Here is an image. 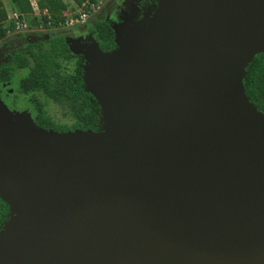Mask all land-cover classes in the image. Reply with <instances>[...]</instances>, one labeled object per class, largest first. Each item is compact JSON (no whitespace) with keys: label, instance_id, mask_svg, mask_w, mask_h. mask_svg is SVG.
<instances>
[{"label":"water","instance_id":"water-1","mask_svg":"<svg viewBox=\"0 0 264 264\" xmlns=\"http://www.w3.org/2000/svg\"><path fill=\"white\" fill-rule=\"evenodd\" d=\"M153 1L112 50L69 46L97 131L0 101V264H264V114L243 85L264 0Z\"/></svg>","mask_w":264,"mask_h":264},{"label":"trees","instance_id":"trees-1","mask_svg":"<svg viewBox=\"0 0 264 264\" xmlns=\"http://www.w3.org/2000/svg\"><path fill=\"white\" fill-rule=\"evenodd\" d=\"M39 13L36 15L32 9L30 0H10L12 11H16L21 18L28 21L30 28L43 29L59 28L70 14L61 0H35ZM74 9L89 2L97 4L98 0H72ZM8 12L0 1V41L7 37L8 30L12 26L6 24ZM91 33L101 42L102 51H110L114 46V32L105 22H98L91 29ZM67 45L62 38L51 40L49 44H37L29 46L16 56L17 66L25 68L27 75L19 81V88L25 95L32 94V102L38 107L39 125L44 129H53L57 132H65L66 126H62L46 117L38 96L68 104L72 112V129L97 131L99 119V106L96 102L89 101L91 96L83 91L80 76L81 69L76 67L73 74H69L68 64L72 59ZM8 71L3 73L4 78ZM7 79V77H6ZM246 96L249 101L264 114V54L254 57L245 69L243 80ZM39 94V95H38ZM45 116V117H44ZM0 214L6 213L7 207L0 201Z\"/></svg>","mask_w":264,"mask_h":264},{"label":"rangeland","instance_id":"rangeland-1","mask_svg":"<svg viewBox=\"0 0 264 264\" xmlns=\"http://www.w3.org/2000/svg\"><path fill=\"white\" fill-rule=\"evenodd\" d=\"M8 13L12 11V5L10 0H0ZM66 5V8L70 11V14L74 13L76 9H74V2L72 0H61ZM125 2V0H98V5L100 6L97 13L92 15L91 19L85 24H75L71 27L66 28H51V29H41L37 30L39 34H36V31H32L26 33V35H18L9 38H5L0 41V66L5 65L10 68L11 75V84L10 88H15L20 78H23L27 75V70H21L18 66H16V62L14 59V51L15 49L18 51H24L28 45L34 44L35 42H43L46 43L51 39L57 37L68 38L71 36H80L87 34L98 22H104L107 20L110 12H112L118 5ZM145 14V13H144ZM141 14H139L140 16ZM111 17V16H110ZM127 18V17H125ZM124 18V19H125ZM124 19L121 20L119 24H121ZM117 24V25H119ZM44 30V31H43ZM35 36H38L39 39H36ZM32 41V42H30ZM70 43L71 49L74 52L82 51L83 48L79 43L73 42L74 46L72 48L71 41ZM68 45V44H67ZM80 48V49H79ZM76 50V51H75ZM72 51V52H73ZM74 64H68V73H74ZM14 83V86L12 85ZM17 93V90H16ZM21 104L24 105L28 101V98L25 96H20ZM46 109L53 120L57 123L62 124H70L71 122V110L68 104L64 103H52L50 101L47 102ZM11 111V110H10ZM17 112V111H15ZM22 113V112H19ZM100 116V114H99ZM100 127V121H99Z\"/></svg>","mask_w":264,"mask_h":264},{"label":"flooded vegetation","instance_id":"flooded-vegetation-1","mask_svg":"<svg viewBox=\"0 0 264 264\" xmlns=\"http://www.w3.org/2000/svg\"><path fill=\"white\" fill-rule=\"evenodd\" d=\"M154 3L153 0H125V2L121 3L120 5H118L116 7V9H114L112 12H110L108 18L106 21H104L105 23H107L111 28L113 27H116L117 24H119L121 22L122 19H124L125 17H130V16H135V15H139V14H142V13H147L150 9H151V5ZM111 16V17H110ZM92 16H90L88 18V20L86 22H88L90 19H91ZM85 22V23H86ZM83 23V24H85ZM43 29V28H42ZM44 31V30H43ZM26 33H29V32H23V33H19V34H16V35H12L10 37H13V36H18V35H26ZM36 34L38 35L39 32L36 31ZM93 37L97 43H98V46L99 48L101 47V42L97 39V37L95 35H93L91 33V30L85 34V35H80V36H71V37H68V38H63V37H57V38H62L64 39V42L65 44L67 45V48L69 50V46H70V43L68 41H71L72 43V48L74 46L73 42H76V43H79L81 46H84V44L89 40H87L88 38ZM34 37L36 39H39L38 36H35ZM6 38H9V37H6ZM56 39V38H54ZM54 39H51V40H54ZM49 40L48 42L46 43H43V42H35L34 44H31V45H28L27 48L29 46H35L37 44H42V45H47L49 44V42L51 41ZM86 40V41H85ZM32 42V41H30ZM26 48V49H27ZM25 49V50H26ZM80 49V48H79ZM76 51V50H75ZM23 52V51H22ZM72 59H70V63H73L75 66H74V69L76 67H79L81 69V72L79 73L80 76L82 77V67L84 65V60L82 58V56L80 54H75L73 52H71L69 50ZM15 54L14 55V59H15V62H16V56L21 53V51H18L15 49L14 51ZM16 66H17V62H16ZM10 68H8V66H5V65H1L0 66V101L11 111H17V112H27L30 114L31 118L33 119L34 123L41 127L39 125V116H38V113H39V110H38V107L34 105V103L32 102V94L31 95H25L24 93H22L20 91V88H19V81L22 79L20 78L18 83H17V86L13 89V88H10V84H11V75H10ZM21 69V68H20ZM7 70L8 71V76L7 79L6 77L4 78L3 76V73L4 71ZM21 70H26L25 68H22ZM24 78V77H23ZM12 85L14 86V83L12 82ZM16 90H17V93H16ZM25 96L28 98V101L26 102V104L22 105L21 104V101H20V96ZM39 95V94H38ZM38 100L41 102V104L44 106L41 107V109L43 108L44 112H45V116L50 118L51 120H53V118L50 116V114L48 113L47 109H46V105H47V102L50 101L52 103H62V102H59V101H54L52 99H46L42 96V94H40L38 97ZM89 101L92 102V99L89 98ZM44 116V117H45ZM100 118V116H99ZM41 119V118H40ZM71 119H72V112H71ZM73 120V119H72ZM71 120L70 124H62V123H57L59 125H62V126H66L65 128H67L66 131H73V130H77L76 128H73L72 129V123L73 121ZM99 120V119H98ZM54 121V120H53ZM55 122V121H54ZM97 127H99V121H98V125ZM42 128V127H41ZM47 130H53V129H47ZM65 131V132H66ZM1 201V200H0ZM2 202V201H1ZM3 203V202H2ZM4 204V203H3ZM6 206V205H5ZM7 207V206H6ZM0 209H1V205H0ZM8 210V208H7ZM8 215H9V211H7L6 213H2L0 214V229L2 228L4 222L6 221V219L8 218Z\"/></svg>","mask_w":264,"mask_h":264},{"label":"built area","instance_id":"built-area-1","mask_svg":"<svg viewBox=\"0 0 264 264\" xmlns=\"http://www.w3.org/2000/svg\"><path fill=\"white\" fill-rule=\"evenodd\" d=\"M30 2L33 11L37 15L39 13V10L36 1L30 0ZM99 7L100 6L98 5V3L97 4H93L89 2L83 3L82 6L77 8L74 13L67 14L65 16V20L62 24H60L59 28H66V27H71L75 24L85 23L90 16L97 13ZM6 24L11 25L13 28L12 31L8 30L7 37L23 32H32L42 29V27L40 26L34 29L30 28L28 21L24 18H21V16L16 11H11L10 13H8ZM59 28H55V29H59Z\"/></svg>","mask_w":264,"mask_h":264}]
</instances>
